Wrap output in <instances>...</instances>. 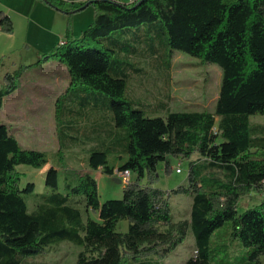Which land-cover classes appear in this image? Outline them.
<instances>
[{
    "label": "trees",
    "instance_id": "1",
    "mask_svg": "<svg viewBox=\"0 0 264 264\" xmlns=\"http://www.w3.org/2000/svg\"><path fill=\"white\" fill-rule=\"evenodd\" d=\"M42 1L70 17L95 8L80 38L69 23L67 41L42 58L59 61L70 78L56 108L61 147H79L87 134L99 147L116 149L120 137L123 162L110 166L101 149L91 153L89 166L110 177L116 168L130 171L135 180L122 198L102 202L94 177L65 178L61 187L58 168L50 166L49 191L35 194V183L22 184L18 166L40 169L48 156L22 148L0 120V264H29L27 258L65 241L81 247L75 264H161L190 231L195 247L184 264H211L212 238L228 222L226 245L237 241L249 249L242 264H264V196L255 207L238 208L242 196L264 194V125L250 122L264 115V0H85L77 8ZM13 27L0 11V30L12 33ZM177 51L222 69L214 112L170 108ZM27 68L4 76L0 110ZM150 76L168 85L161 101L147 103L131 91L134 80ZM102 96L111 100L105 109L99 108ZM101 117L102 127L96 126ZM170 157L188 162L187 186L164 191L145 184L156 180L160 164L171 170ZM176 194L192 198L189 221L172 217ZM32 195L35 209L26 198ZM122 222L126 231L119 230Z\"/></svg>",
    "mask_w": 264,
    "mask_h": 264
},
{
    "label": "rangeland",
    "instance_id": "2",
    "mask_svg": "<svg viewBox=\"0 0 264 264\" xmlns=\"http://www.w3.org/2000/svg\"><path fill=\"white\" fill-rule=\"evenodd\" d=\"M34 15L35 13L30 14L29 12L25 17L14 18L13 32L0 34V86L7 73L28 67L22 73L19 87L13 94L15 101H7L0 110V120L8 125L10 132L21 145L40 149L47 154L49 159V163L40 169L27 165L18 166V171L22 174V184L35 183V194L48 192L45 179L48 167L52 165L59 169L61 187L64 185L63 180L65 178L76 182L75 178L77 176L93 173L98 181L102 202L109 199H120L122 198L124 183L120 184L113 178L103 176L101 171L94 172L89 166V157L92 152L102 149L108 154V164L118 166L126 158L123 150L124 142L119 137L116 149L111 147L107 150L94 144L86 134L80 139L79 147L62 148L58 135L56 108L59 99L68 92L70 78L66 71L56 63L50 64L44 70L42 69L43 63L52 60H43L42 58L53 54V50L58 48L59 40L66 37L65 33L63 34L64 37L59 38L56 30L58 24L64 22L65 28L68 29L70 23L73 31L77 29L84 30L92 23L95 17V8L91 5L71 17L64 14V17H54L53 20H34ZM114 57L118 58V55L115 54ZM125 61L133 63L135 60L127 58ZM56 62L59 63L57 60ZM12 69L15 71H12ZM222 73V69L216 64L203 63L177 51L173 56L169 90L172 96V110H207L214 112L219 97ZM34 83H36V86L33 85ZM134 84L137 85L138 81L134 80L131 83V91L139 94H157L161 92L162 88H166L164 86L166 82L151 76L145 79L143 84H139V87H134ZM98 103L99 108L105 109V105H110L111 100L102 96ZM250 122L251 124L264 125V115H254L250 117ZM121 157L123 158L121 159ZM194 158H197V156ZM169 160L171 165L169 172L165 170L164 164H160L156 180L153 176L150 179L147 178L144 183H150L164 191L176 189L181 185L187 186L188 162H181L173 157H170ZM178 167L182 169L181 173L176 172ZM120 172L116 168L114 178L120 179ZM134 180L135 176L132 174L131 181ZM263 196V193L257 192L242 196L238 204L239 211L244 212L259 205ZM26 198L30 208L35 209L33 195ZM170 203L174 221L190 220L191 196L187 194L171 195ZM92 215L94 216V214ZM126 225H128L127 222L120 223L119 230L126 231ZM231 229V223L228 222L213 236V245L210 252L211 264L243 263L249 249L241 246L237 241L230 246L226 245ZM194 247L195 238L190 231L185 241L167 258L160 260V263L184 264L190 257ZM80 251L81 247L65 241L51 245L44 255L29 257L26 262L29 264H75Z\"/></svg>",
    "mask_w": 264,
    "mask_h": 264
},
{
    "label": "crops",
    "instance_id": "3",
    "mask_svg": "<svg viewBox=\"0 0 264 264\" xmlns=\"http://www.w3.org/2000/svg\"><path fill=\"white\" fill-rule=\"evenodd\" d=\"M62 1H64L69 8H77L83 2H85V0H62ZM121 1L122 2H125V3H130L132 0H121ZM0 11L4 12L5 14H7L11 18V20L13 21V23H14V20H13L14 18L25 17L26 14L29 13V12H30V14L35 13V15H34V18L35 19L34 20H53L54 17L56 18V17H64L65 16L64 13H62V12H60V11L52 8V7H50L48 4H46L42 0H0ZM57 28L58 29H56V30H57V32L59 34V38H62V36L64 37L63 34L67 33V29L65 28V23L64 22L63 23L60 22V24H58ZM84 30L83 29L74 30L73 31V34H74V36L76 38H80ZM2 33L3 32L0 30V34H2ZM62 41L66 42L67 41L66 37H64V38H62V39L59 40L58 48H59V46L62 43H64ZM58 48H55L53 50V53ZM55 63L56 64H59V66L62 67L63 70L66 71V74L68 75V71H67L66 67L64 65H62L60 62L59 63L56 62V60H54V59L48 61L47 63L46 62L43 63L42 69L44 70V68H48L50 66V64H55ZM21 66H25V65H21ZM12 71H15V70L12 69ZM12 71H9V72H12ZM136 81H138V84L137 85L134 84V87H139V84H143V82H144L143 80H140V79H138ZM33 85L36 86V83H34ZM20 90H21V87H20ZM13 94L5 98L4 105H5V103L7 101H13V102L15 101L14 98H13L14 97ZM135 94H136V96L138 98H144V99H146L147 103H153L157 99H160V101H161L163 99V96H164L165 93L163 91H161L160 93H157V94H154V95H151V93H147V94L140 93L139 94L137 92H135ZM168 94L171 97V101H172L171 92L169 91ZM59 101H62V98H60ZM170 108L172 109L171 102H170ZM94 121L96 122V126L99 125V126L102 127V125H103L102 117L101 118L94 119ZM21 146H22V148L27 149V150H36V151L43 152L42 150L37 149V148H34V147H25L23 145H21ZM50 166H52V165H49V167ZM93 171L94 172H98V171H101L102 172L101 169L93 170ZM89 175H91L92 177H94L96 179V177L94 176L95 174L90 173ZM102 175L103 176L105 175V176H107L109 178H113V180H115L116 182H119L118 180H120V179L114 178L115 176L114 177H110V176H108V175H106L104 173ZM96 181H97V179H96ZM123 188H124V186H123ZM126 226H127L126 228H128V225H126Z\"/></svg>",
    "mask_w": 264,
    "mask_h": 264
},
{
    "label": "built area",
    "instance_id": "4",
    "mask_svg": "<svg viewBox=\"0 0 264 264\" xmlns=\"http://www.w3.org/2000/svg\"><path fill=\"white\" fill-rule=\"evenodd\" d=\"M111 1L119 2L120 0H111ZM62 42H64V41H62ZM176 172L181 173L182 169L180 167H178ZM131 175H132V173L130 171H121L120 172L121 182L124 183V185H127L128 183H130L131 182Z\"/></svg>",
    "mask_w": 264,
    "mask_h": 264
},
{
    "label": "water",
    "instance_id": "5",
    "mask_svg": "<svg viewBox=\"0 0 264 264\" xmlns=\"http://www.w3.org/2000/svg\"><path fill=\"white\" fill-rule=\"evenodd\" d=\"M86 7H87V6H85L84 8H86ZM118 181H119L118 183H120V184L122 183L121 180H118Z\"/></svg>",
    "mask_w": 264,
    "mask_h": 264
},
{
    "label": "bare ground",
    "instance_id": "6",
    "mask_svg": "<svg viewBox=\"0 0 264 264\" xmlns=\"http://www.w3.org/2000/svg\"><path fill=\"white\" fill-rule=\"evenodd\" d=\"M63 44V43H62Z\"/></svg>",
    "mask_w": 264,
    "mask_h": 264
}]
</instances>
